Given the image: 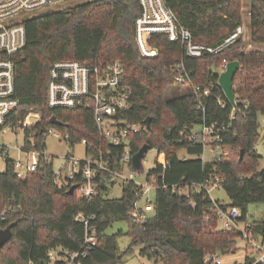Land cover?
Here are the masks:
<instances>
[{"label": "trees", "instance_id": "trees-1", "mask_svg": "<svg viewBox=\"0 0 264 264\" xmlns=\"http://www.w3.org/2000/svg\"><path fill=\"white\" fill-rule=\"evenodd\" d=\"M251 41L264 43V0H249ZM181 25L189 29L197 42L215 45L242 25V0H165ZM139 0H86L71 6L39 12L25 21L26 43L12 56L15 67L14 94L18 107L7 122L20 127L28 109L42 113L41 120L24 128L25 150H30V136L39 152L36 170L19 174L8 157L0 170V227L13 224L12 237L0 250V264H49V250H79L85 236L77 213L95 215L99 243L81 258L82 264H120L139 247L141 256L156 264H205L208 253H231L238 248L242 233L222 229L214 201L205 189L192 185L209 183L218 177L226 191L227 206L240 209V221H247L248 205L264 204V166L256 148L260 139L259 117H264V49L246 50L241 37L217 53L200 57L185 53L180 41L164 33L152 34L149 42L158 48L155 56L140 52L135 22L141 14ZM148 48V46H146ZM65 59L102 62L119 59L124 64L125 79L131 90V107L124 117L143 126L131 136L133 154L144 144L157 149L156 162L146 178L155 175L158 187L154 211L146 221H135L130 211L140 186L134 181L121 184L122 196L109 198L111 186L99 181V193L92 198L69 192L82 181V174L66 179L55 174L53 157L45 154L46 137L51 128L68 133L74 146L82 139L86 154H109V166H122L118 156L123 147L102 138L96 127L93 109L85 104L51 107L47 102L50 69ZM239 61L233 83V105L218 83L224 61ZM178 65L188 73L191 85L176 82ZM205 89L209 90L204 94ZM56 116L65 125H54ZM151 117L150 128L146 118ZM201 124H216L222 142L210 141L237 151L236 157L216 155L205 161V145L189 138ZM184 150L188 157L180 154ZM243 150V157L240 158ZM133 169V166H131ZM130 167V168H131ZM109 173L101 171L99 178ZM165 186V187H164ZM189 186L188 193L183 189ZM108 190V191H107ZM127 223L131 241L119 252L117 238L122 229L108 233L115 222ZM250 232L264 237V219L250 223ZM248 250L250 245H247ZM256 258L249 250L247 263Z\"/></svg>", "mask_w": 264, "mask_h": 264}, {"label": "built area", "instance_id": "built-area-1", "mask_svg": "<svg viewBox=\"0 0 264 264\" xmlns=\"http://www.w3.org/2000/svg\"><path fill=\"white\" fill-rule=\"evenodd\" d=\"M69 1L71 0H0V129L2 131L15 129L11 123L7 122L11 113L19 105V100L13 96L15 67L12 56L26 43L25 21L32 15ZM139 3L142 10L135 22L136 39L141 53L146 56L158 54L157 47L149 46V39L154 33H164L170 40L180 41L187 55L200 57L206 52L214 54L221 51L244 32V26L240 25L215 45L197 42L193 39L191 31L180 24L176 13L166 5L165 0H139ZM227 64L228 61H224L220 72L226 69ZM177 71V83L182 86L191 85L195 92L201 91L199 86L192 85L188 73L183 72L182 66L178 65ZM203 93L208 94L209 90L205 89ZM47 102L51 107L67 108L78 104L92 107L94 122L100 136L113 145L123 147L122 153L118 156L122 163L119 169H112L109 166V154L99 151L86 154L84 159L68 155L67 171L62 173L61 170H55V174L66 179L74 177L76 173H81L82 181L77 184L76 190L79 196L85 198H92L99 193V181L108 186L116 182L127 184L129 181H134L140 186V190L136 193L137 200L130 214L135 221L148 220L154 211V197L151 198L149 193L155 192L158 187L156 176L146 178L144 184L133 179L132 176L126 177L123 172L124 167L132 166L131 136L139 133L143 126L124 117V112L130 109L132 100L122 61L114 59L95 63L88 60L65 59L54 62L50 69ZM37 112L34 108H30L28 111L30 114L25 115L19 128L24 129L38 122L41 115ZM221 129L216 124H201L190 132L189 138L209 146L212 151L218 152L216 155H228L229 151L226 147L213 146L210 143V141L222 142ZM48 133H45V136ZM56 134H62L66 140L70 138L68 133L56 132ZM81 142L93 148V144H88L86 139H82ZM17 148L24 150L27 159L25 161L19 158L13 159L15 171L23 174L36 170L39 165V152L35 149L34 142L30 150ZM8 157H10L9 147L0 142V158L5 162ZM130 169L133 173L136 172L132 167ZM101 171L109 173L103 180L99 178ZM192 186L196 189H205L211 196L213 189L221 187V180L216 177L209 183H194ZM188 189L189 186H186L183 191L188 193ZM213 201L219 221L222 222L221 228L240 231L245 242L244 259L231 264H248L246 261L247 245H250L249 250L256 252V258L249 264H264V237L251 233L250 223L239 220L241 212L238 207L227 206L220 199H213ZM76 219L83 222L85 226L81 248L76 251L53 248L48 253L49 264H82L81 258L99 243L96 227L91 224L95 215L88 217L79 212ZM221 255V253H208L204 259L205 264H224Z\"/></svg>", "mask_w": 264, "mask_h": 264}, {"label": "rangeland", "instance_id": "rangeland-1", "mask_svg": "<svg viewBox=\"0 0 264 264\" xmlns=\"http://www.w3.org/2000/svg\"><path fill=\"white\" fill-rule=\"evenodd\" d=\"M80 1H86V0H71L63 5L56 6L52 9L55 8H60V7H66V6H71L77 2ZM249 0H242V5H243V17H242V26H244V32L240 36L243 40V43L245 44V49L248 50H253V49H264V43L255 45L251 41V16H250V10H249ZM43 12V11H42ZM149 46H153L149 42ZM140 49V48H139ZM158 49V48H157ZM141 52V51H140ZM29 111V109H28ZM26 114H30V113ZM34 111H38L34 109ZM37 113H40L42 117V113L38 111ZM41 120V118L39 119ZM259 121L261 124L260 127V139L256 144V148L258 152L261 154V160H260V167L259 170L262 169L264 166V117L260 116ZM33 125V124H32ZM31 125V126H32ZM57 133H63L61 130L57 128H51L48 135L46 137V149L45 153L47 155L53 157V166L55 170H61L62 173H65L68 169L69 162L67 160L68 155H73L75 158L78 159H84L86 157V145L82 142H77L74 146H71L69 141L66 140L62 134L57 135ZM32 142H34L33 136H30L29 139ZM0 142H3L9 147V152H10V158L12 159H21L25 161L27 159V155L24 152V150H19L17 147L24 149L25 146V134H24V129L22 128H16L15 129H6L5 131H2L0 129ZM228 151L229 149L226 148ZM186 152L182 150L180 154H185ZM218 152L212 151L209 146H205L204 152L202 154V158L205 161L210 160L213 156H215ZM230 157H236L237 151L231 150L229 151ZM157 149L152 148L149 149L147 152L145 158L143 159V165H142V172H135L133 173L130 168L124 167V175L126 177H131L135 180H138L142 183H146V173L148 170L154 167L155 162H156V157H157ZM188 157H196L195 155H189L186 153ZM5 167V162L2 158H0V170H3ZM155 192L152 191L149 193V196L151 198L154 197ZM122 196V187L119 182H116L114 186L109 188V191L107 193V197L109 198H118ZM211 198L213 199H220L224 203L229 202L228 195L226 191L222 188H215L213 189L211 193ZM264 219V204L262 202H253L248 205V216H247V222L251 223L253 221H258ZM222 222H219V225L221 227ZM5 228V227H3ZM127 223L123 221L115 222L112 226H110L107 229L108 233H115L118 230L122 229L123 234L120 235L117 238V247L119 252H123L127 246L129 245L131 238L128 234H126L127 231ZM244 240L243 239H238V248L235 252L231 253H225L222 254V259L224 264H231L233 262H241L244 259L245 256V248H244ZM53 264V263H50ZM120 264H156L153 260L141 256L139 253V247H135L134 251L128 255H126L122 262ZM158 264H163V262H159Z\"/></svg>", "mask_w": 264, "mask_h": 264}, {"label": "water", "instance_id": "water-1", "mask_svg": "<svg viewBox=\"0 0 264 264\" xmlns=\"http://www.w3.org/2000/svg\"><path fill=\"white\" fill-rule=\"evenodd\" d=\"M239 68H240L239 61L237 60L229 61L226 69L219 73V79H218L219 85L223 89L230 103L233 105L236 103L235 93L233 90V83H234L235 75ZM145 122H146V127L150 128L151 117L150 116L147 117ZM50 123L54 125H60V126L65 125V123L59 120L56 116H52L50 118ZM149 149H150V145L148 143H144L139 148V150H137L136 152L132 154V166L136 172L143 171L142 170L143 159L145 158ZM242 157H243V150L241 151V155H240L241 159ZM76 187H77V184H73L70 187L69 192L73 193ZM12 227H13V224H10L9 226L5 228L0 227V250L4 247L7 241L12 237Z\"/></svg>", "mask_w": 264, "mask_h": 264}, {"label": "crops", "instance_id": "crops-1", "mask_svg": "<svg viewBox=\"0 0 264 264\" xmlns=\"http://www.w3.org/2000/svg\"><path fill=\"white\" fill-rule=\"evenodd\" d=\"M229 198V197H228ZM226 204H228V203H226ZM245 245V244H244ZM247 253H249V250H247ZM245 254H246V249H245Z\"/></svg>", "mask_w": 264, "mask_h": 264}, {"label": "bare ground", "instance_id": "bare-ground-1", "mask_svg": "<svg viewBox=\"0 0 264 264\" xmlns=\"http://www.w3.org/2000/svg\"><path fill=\"white\" fill-rule=\"evenodd\" d=\"M147 48V47H146ZM148 49V48H147ZM108 191V190H107Z\"/></svg>", "mask_w": 264, "mask_h": 264}]
</instances>
